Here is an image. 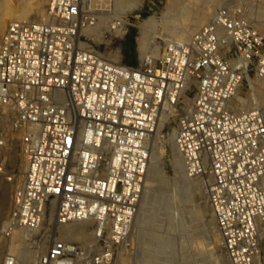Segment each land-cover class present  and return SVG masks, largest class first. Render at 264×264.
<instances>
[{"label": "built area", "instance_id": "obj_1", "mask_svg": "<svg viewBox=\"0 0 264 264\" xmlns=\"http://www.w3.org/2000/svg\"><path fill=\"white\" fill-rule=\"evenodd\" d=\"M115 2L47 0L44 21L14 22L0 40V110L24 163L0 226V264H26L9 249L18 232L31 248L46 232L28 264H111L131 238L160 114L176 109L190 80L174 138L184 174L203 183L228 263L264 264V116L231 109L249 72L264 84V35L248 22L264 0L218 7L185 44L168 42L137 67L79 48L100 19L121 32ZM5 147L0 130V180L11 182ZM78 222L91 224L89 243L56 238Z\"/></svg>", "mask_w": 264, "mask_h": 264}, {"label": "rangeland", "instance_id": "obj_2", "mask_svg": "<svg viewBox=\"0 0 264 264\" xmlns=\"http://www.w3.org/2000/svg\"><path fill=\"white\" fill-rule=\"evenodd\" d=\"M34 1L29 0L21 4L11 0H0V40L10 24L32 20ZM116 1L118 2V0ZM234 1L236 0H211L208 6L211 5L213 9L206 11L208 17L218 7L227 4L232 5ZM46 3L47 0H44L43 11ZM204 4V0H138L135 9L125 13L116 10L113 13V19L122 18L124 22L121 32L113 33L109 28V19L103 18L102 22L99 20L97 23V31L94 35L90 34L91 37L87 38L82 34L80 42L84 44L85 50H93L99 53L108 62L137 67L145 56L138 45L141 37L140 25L143 22L152 18L155 21L154 29H148L147 50L145 49V52L151 59H157L161 55L166 42L175 43L169 35V28H178V25L180 27L181 24H184L183 19L194 12L195 6L201 8ZM253 10V16L260 15L264 20V12H261L264 10L261 6H256ZM169 16H172L175 21L168 23ZM207 21L208 19L191 24L188 39ZM258 24L254 28L258 33L264 35V27L261 28ZM106 28L108 31L105 30ZM154 48L157 49V53H152ZM250 86L254 91L258 89V91L264 92V85L254 79L253 73L249 72L248 76L242 81L236 96L241 100H245L247 97L254 100L255 92L249 90ZM195 88L196 82L191 80L188 89L180 96L176 109L171 112L170 116L168 115L167 122L161 126L158 138L154 136L148 142L150 167L145 180L147 187H150V189H147L144 201L142 200L139 203V215L133 225L130 240L118 250L111 264H229L221 249L220 242L215 247L209 235L210 229L215 225L207 203L203 183L199 179H190L185 176L183 168L182 175L176 176L173 168L175 153L173 145L177 130V117L184 111V106L191 103ZM236 96L231 103V109L241 111L242 107L236 100ZM258 109L262 111L261 106H258ZM10 118V114H2L0 110V130L6 135V147L1 150V158L5 163L6 174L12 177L11 182L0 180V226L9 209L13 191L19 185L24 171L18 139L9 130ZM152 146H155V153L152 151ZM156 157L158 159L157 171L150 172L153 159ZM180 181L197 185V190L196 188L195 191L182 189L178 183ZM199 192L200 194H198ZM170 214L174 219L168 225L167 218ZM49 224L50 222L46 221L39 234L48 229ZM83 224L84 233H89L91 226L86 225V223ZM168 226L171 228H168ZM59 230L55 233L58 239L62 238ZM38 237L39 235H34V238L37 239ZM16 241L13 240L10 250L18 255V250H22L24 247H21V241ZM29 250L36 252L35 257L41 252L40 250L37 252V245H32ZM33 258L34 256L25 261L31 262Z\"/></svg>", "mask_w": 264, "mask_h": 264}, {"label": "bare ground", "instance_id": "obj_3", "mask_svg": "<svg viewBox=\"0 0 264 264\" xmlns=\"http://www.w3.org/2000/svg\"><path fill=\"white\" fill-rule=\"evenodd\" d=\"M34 2H35V5H34ZM34 2H33L34 8H32V9H34V12L32 11L33 15H31V18H32L31 21H35V22L44 21L45 20V10L44 11L42 10L43 4H44V0H35ZM116 2H115V5H114V12L117 10L120 13H125L127 11H131V10L135 9V7L138 5V0H118L117 4H116ZM204 3H205L204 6L201 7V8H196V6H195L194 10H193L194 12L190 13L185 19H183L184 24H181L180 27L178 25L177 26L178 28H174V29L169 28L170 29L169 30V32H170L169 35H171V38H173L175 43H177V44H185L189 40L188 39L189 38L188 34H189V31H190L191 24H194V23L196 24V23H198L200 21L207 20V19L209 20L210 19L211 16L208 17V14H207L206 11L210 10L211 8L213 9V7L211 5L208 6L211 3V0H204ZM261 7H262V10H264V5H262ZM253 8L251 9L250 14L248 15L249 24L253 28L258 23H259L258 24L259 27H261V28L264 27V20H262V18H261L262 16L261 17H260V15L259 16H257V15L253 16V11H254ZM261 12H264V11H261ZM181 15H183V14H181ZM169 17L170 18L167 19L168 23L169 22L172 23L173 21H175V19L172 16H169ZM100 21L102 22V19H100ZM252 21L254 22V24H253ZM154 27H155V21H154L153 18L146 20L145 22H143V24L140 25L141 37L139 39L138 45H139V48H140L142 54L145 55L143 58H151L150 56L146 55L147 53L145 52V49H146L147 42H148V39H147L148 29L152 30V29H154ZM105 30L108 31L107 28ZM96 31H97V26H95L92 29L84 30V31L81 32V34L85 35L87 38H90L91 37L90 34L94 35V33ZM116 33H118V32H116ZM99 39H100V37H99ZM84 47H85L84 44H82L80 42L79 43V48L85 50ZM153 52L157 53V49L156 48L152 49V53ZM190 82H191V80L188 82L185 90L188 89V86H189ZM259 83L262 84L261 82H259ZM262 85H264V84H262ZM249 90L251 92H255L254 100L251 101L248 97L245 100H241L239 97H237L235 95L236 96V100L239 102V105H241V107H242V110L241 111H235L234 108H233L234 112L235 113H241V112H245V111H249L251 109H254L255 107L258 108V106H261V108H262L261 113H262V116H264V92H260V91H258V89H256V91H254L251 86H250ZM234 98H233V100H234ZM233 100H232V102H233ZM184 107H185L184 111H187L189 109V107H190V103H188V105L184 106ZM168 110L169 109H167V110L165 109V111H163L160 114L159 121L157 123V127H156V130H155V133H154L153 137L156 136V138H158V134H159V130L161 129V126L165 122H167L168 115L169 116L171 115L172 111H168ZM173 147L175 148L174 145H173ZM151 148H152L153 153H155V150H154L155 146H152ZM148 150H149V144H148ZM174 151H175V153H174V156H173V168H174V171L176 173V176H178L180 174L182 175L183 163H182L181 157L177 154L176 149H174ZM152 164H153V166H152V169L150 170V172H156L157 171L156 165L158 164L157 157L153 159V163ZM149 167H150V151H149V161H148V166H147L145 177H146V175L148 173ZM183 171H184V169H183ZM178 183L180 184V187L182 189H186V190H188V189L194 190L197 187V185H192V184H189L188 182H185V181H180ZM147 189H150V187H147V182H146V180L144 178L143 186H142V195L143 196H141V200H140L141 202L144 199V197H146L145 195H146ZM196 190H197V188H196ZM198 194H200V192ZM199 199H200V196H199ZM138 215H139V213H138ZM173 219L174 218L170 214L168 216V218H167L168 225H170L173 222ZM47 221L50 222V217L47 219ZM83 223H86V225H91L88 222H78V223H69L67 225L59 227L60 230H59V228H58V230H59L60 236H62V238H59V239L57 238V239L60 240V241L66 242V243H68V242L89 243L90 240H91L90 239L91 238V230L89 229V233H87V234L84 233V231H83L84 229H82V226L84 225ZM213 223H214V221H213ZM214 225H215V223H214ZM168 228H171V227L168 226ZM58 230H57V232H58ZM209 232H210L209 235H210V238L212 240V244L215 247H217L219 245L220 238H219L218 232L216 230V227L213 226L210 229ZM26 237H29V234H25V233H22V232L15 233L12 236V238H11L9 249H11V246L13 244V240H15V241L17 240V241L20 242L22 239H24ZM46 242H47V238H46V232H45L44 233V237L42 239H40L39 243L37 244V249H38L37 252H39V250L41 252L43 251V248H44V245L46 244ZM20 243L22 244L21 247L22 248L24 247V248L22 250L19 249L21 252L18 250V255L19 256L16 253H13V252L12 253L18 259L22 260L26 264L32 263L35 260L36 252H34L32 250L34 252V255H33V252H31L29 250V249H31L30 248V244L24 243V240H22ZM28 246H29V249H28ZM123 246L124 245H122L120 248H122ZM16 247H17V245H16ZM10 252H11V250H10ZM33 256H34L33 261H31V262H26L25 261V260H28V259L32 258Z\"/></svg>", "mask_w": 264, "mask_h": 264}]
</instances>
